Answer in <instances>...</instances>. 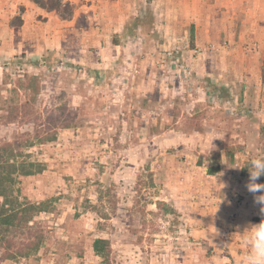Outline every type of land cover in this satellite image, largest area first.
Listing matches in <instances>:
<instances>
[{"label": "rangeland", "instance_id": "1", "mask_svg": "<svg viewBox=\"0 0 264 264\" xmlns=\"http://www.w3.org/2000/svg\"><path fill=\"white\" fill-rule=\"evenodd\" d=\"M24 2L0 10V264H246L264 0Z\"/></svg>", "mask_w": 264, "mask_h": 264}, {"label": "clouds", "instance_id": "2", "mask_svg": "<svg viewBox=\"0 0 264 264\" xmlns=\"http://www.w3.org/2000/svg\"><path fill=\"white\" fill-rule=\"evenodd\" d=\"M247 167L249 169L247 190L253 194L261 193L255 196L254 200L262 206L261 212H264V183H257V180L264 176V155L250 160ZM246 232L248 235L243 238L246 264H264V220L252 225Z\"/></svg>", "mask_w": 264, "mask_h": 264}, {"label": "trees", "instance_id": "3", "mask_svg": "<svg viewBox=\"0 0 264 264\" xmlns=\"http://www.w3.org/2000/svg\"><path fill=\"white\" fill-rule=\"evenodd\" d=\"M30 2H32L33 4L37 5L38 7L45 9L47 12H51V11H57L61 6L68 7L69 5L68 3L66 4H62L61 0H28ZM70 17V14L66 15V18ZM153 25V18L151 16V14H146L145 17H135V18H129L128 21L126 22V24L123 27V31H122V36L123 37H134L137 34V31L139 29H148L150 27H152ZM120 37V36H118ZM112 44L114 45H118V40L116 37H114V39L112 40ZM11 145L8 144V148ZM3 150L7 151V148H4ZM2 151V149H0V152ZM1 156H0V161H1ZM1 165V164H0ZM4 165L0 166V197L2 198V204L0 205V215H4V207L6 205L7 202V188L4 187L5 183L7 184V182L9 183V180L12 181L11 175L8 173L7 177L4 176L2 177L1 172L3 170ZM11 168V173H13L12 171H14L15 166H7V170H9ZM22 175H29L28 172H25V170H22ZM108 244L107 240H103V239H96L93 242V251L94 253L99 256L104 258L105 256L103 255L104 253V249L105 246ZM14 258V256H6L4 257V259H12Z\"/></svg>", "mask_w": 264, "mask_h": 264}, {"label": "crops", "instance_id": "4", "mask_svg": "<svg viewBox=\"0 0 264 264\" xmlns=\"http://www.w3.org/2000/svg\"><path fill=\"white\" fill-rule=\"evenodd\" d=\"M8 1L9 0H0V10L1 11H3V9L4 8H7L8 7ZM21 2H22V4H25L26 2H24V1H26V0H20ZM188 19H187V21L188 22H191V23H194L196 26H199V23H200V20H199V17H195V15L193 14L192 16H186ZM189 17H192L193 19L192 20H189ZM108 20H111L110 18L108 19ZM23 27V26H22ZM23 29V28H22ZM119 28H118V30H116L114 33H117V32H119ZM2 31H3V28H2ZM6 31V30H5ZM2 41H3V39H2ZM6 41V40H5Z\"/></svg>", "mask_w": 264, "mask_h": 264}]
</instances>
